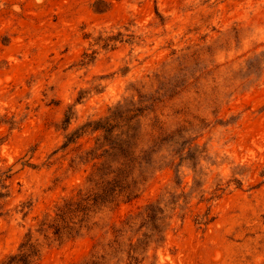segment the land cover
Masks as SVG:
<instances>
[{"label": "rangeland", "instance_id": "1", "mask_svg": "<svg viewBox=\"0 0 264 264\" xmlns=\"http://www.w3.org/2000/svg\"><path fill=\"white\" fill-rule=\"evenodd\" d=\"M129 104L146 147L172 134L194 160L155 163L137 198L73 240L36 232L89 186L98 133L64 148L67 135ZM0 170V259L32 227L39 264H84L115 239L125 251L107 264H128L130 237L135 264H264V0H0ZM150 202L163 241L139 229Z\"/></svg>", "mask_w": 264, "mask_h": 264}, {"label": "trees", "instance_id": "2", "mask_svg": "<svg viewBox=\"0 0 264 264\" xmlns=\"http://www.w3.org/2000/svg\"><path fill=\"white\" fill-rule=\"evenodd\" d=\"M143 110H145L144 107H135L134 104H129V107L117 105L110 110L109 115L98 120H90L67 135V141L62 146L64 148L70 143H76L88 133H98L94 145L86 151V154L90 155L89 161H93L92 169L87 177L89 186L57 204L54 215L40 222L36 232L47 239L52 237L59 243L73 240L97 224L95 218L104 208L117 207L123 202L137 198L156 171L155 163L165 164L164 167H160L162 169L173 164L177 157L180 158L178 166L187 159L194 160L190 151L191 147H189L188 156H183L182 152L179 153L174 148L169 149L179 143L174 140L172 134L157 137L160 140L158 148H153L157 144L156 140H153L151 146L146 147L141 135L135 133L136 120L142 115ZM70 122L71 116L67 114L64 120L65 129L69 127ZM187 143L191 142L186 140L180 143L181 151ZM164 144H167V151L170 152L165 155L157 154L161 152ZM79 146H82V143ZM3 173L0 170V180ZM5 174L4 179L10 178V174L7 172ZM8 187L7 184L3 185L6 191L0 190V217L5 212V198L9 195ZM143 210L139 229L149 228L151 232L144 233V236L153 235L156 236L155 241H163L165 230L163 208L157 203L150 202ZM132 224L133 222L128 220L122 227L114 229L115 237H124L128 231L132 230ZM128 240L131 247L127 252L130 260L128 264H135L137 262L133 260L137 259L136 245L133 243V237ZM114 243L116 246H111L113 248L109 252L93 255L84 264H107L119 253L125 251L122 249V245L126 244L124 241L115 239ZM42 254L43 245L38 238H34V230L30 227L18 248L2 257L0 264H39ZM118 260L122 261L121 258Z\"/></svg>", "mask_w": 264, "mask_h": 264}, {"label": "water", "instance_id": "3", "mask_svg": "<svg viewBox=\"0 0 264 264\" xmlns=\"http://www.w3.org/2000/svg\"><path fill=\"white\" fill-rule=\"evenodd\" d=\"M11 170H12V168H11ZM11 170H9V171H11ZM9 171L7 172V174H9Z\"/></svg>", "mask_w": 264, "mask_h": 264}]
</instances>
